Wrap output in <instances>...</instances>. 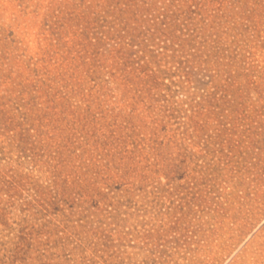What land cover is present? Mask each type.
<instances>
[{"label": "rangeland", "instance_id": "374dc122", "mask_svg": "<svg viewBox=\"0 0 264 264\" xmlns=\"http://www.w3.org/2000/svg\"><path fill=\"white\" fill-rule=\"evenodd\" d=\"M0 264H264V0H0Z\"/></svg>", "mask_w": 264, "mask_h": 264}]
</instances>
